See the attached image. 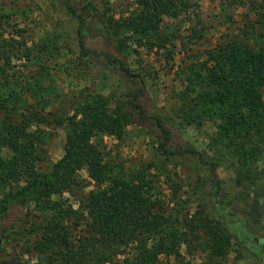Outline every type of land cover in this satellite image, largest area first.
<instances>
[{
    "label": "trees",
    "instance_id": "16d2710c",
    "mask_svg": "<svg viewBox=\"0 0 264 264\" xmlns=\"http://www.w3.org/2000/svg\"><path fill=\"white\" fill-rule=\"evenodd\" d=\"M242 1L228 0L232 5ZM248 2L255 18L247 20L243 36L217 44L208 52L206 66L189 76L187 115L190 125L209 122L214 126L213 139L230 153V167L239 187L254 185L253 169L264 159V0ZM59 3L78 24L80 54L91 59L100 57L125 78L138 79L139 87L127 93L126 111L118 108L112 113L105 111L107 99L98 95H89L66 115H44L37 110H17L24 99L14 91L0 94V109L4 111L0 118V217L8 203L16 200H31L36 214L35 226L24 244L26 252L21 256L6 253L10 241L0 236V264H170L171 259L174 264H189L180 261L184 245L188 254L191 245L202 252L208 249L203 264H224L232 238L255 256L257 264H264V237H258L250 223L226 201L216 176L217 163L190 143H176L173 131L163 120L145 113L140 104L144 94L140 77L122 58L88 50L84 45L91 33L87 20L73 0ZM134 3V12L119 25L130 28L138 38L155 35L164 17L179 18L193 6V0ZM14 49L15 42L0 34V61L8 63ZM138 119L151 120L158 130V154L166 159L189 158L208 173L212 218L195 224L185 220L179 226L178 218L153 194L155 165L148 164L127 178L106 168L103 152L92 139L97 134L119 138L125 126ZM41 126L70 129L63 156L46 169L40 168L44 161ZM82 170L98 187L80 193L74 206L63 195L83 188L78 177ZM203 235L207 239L197 242ZM31 252L40 259L30 263L21 258Z\"/></svg>",
    "mask_w": 264,
    "mask_h": 264
},
{
    "label": "rangeland",
    "instance_id": "374dc122",
    "mask_svg": "<svg viewBox=\"0 0 264 264\" xmlns=\"http://www.w3.org/2000/svg\"><path fill=\"white\" fill-rule=\"evenodd\" d=\"M73 1L91 28L90 36L84 39L85 47L95 52L106 51L126 61L131 72L143 82L140 104L145 113L163 120L173 131L176 143H190L217 163L216 176L226 201L250 223L258 237H264V159L253 169L254 185L237 186L230 153L213 139L214 126L209 122L190 125L187 116L191 97L189 76L206 66L208 52L217 44L243 36L247 20L255 18L248 0L233 5L228 0H193L190 11L176 19L164 17L160 31L149 38H138L130 28L119 25L134 12V0ZM77 29L78 24L59 0H0V34L17 45L8 63L0 61V94L6 95V91L20 94L24 103L20 100L17 110L66 115L89 95L107 99V113L128 109L125 97L139 87L138 79L125 78L100 57L82 56ZM3 117L4 111L0 109V118ZM40 131L44 150L40 168L46 169L63 156L70 129L41 126ZM158 136L151 120L138 119L126 125L119 138L97 134L92 140L102 150L111 174L127 178L148 164L155 165L153 194L178 218L179 226L185 220L195 224L212 218L208 173L189 158L166 159L158 154ZM78 177L83 188H74L63 195L74 206L80 193L98 187L85 170ZM7 206L0 217V236L10 241L6 253L21 256L35 226L33 203L16 200ZM206 239L203 235L197 242ZM228 248L224 264H257L255 256L236 238H232ZM187 252L186 246H182L180 261L203 264L209 250L202 252L191 245ZM21 258L30 263L40 259L32 252ZM170 264H174L172 259Z\"/></svg>",
    "mask_w": 264,
    "mask_h": 264
}]
</instances>
